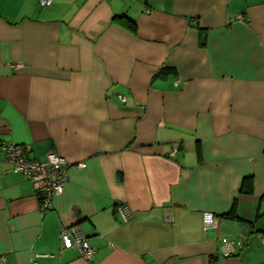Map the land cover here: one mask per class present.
I'll return each mask as SVG.
<instances>
[{"label": "crops", "instance_id": "obj_1", "mask_svg": "<svg viewBox=\"0 0 264 264\" xmlns=\"http://www.w3.org/2000/svg\"><path fill=\"white\" fill-rule=\"evenodd\" d=\"M0 141L86 164L42 210L0 150V264H264V0H0Z\"/></svg>", "mask_w": 264, "mask_h": 264}, {"label": "built area", "instance_id": "obj_2", "mask_svg": "<svg viewBox=\"0 0 264 264\" xmlns=\"http://www.w3.org/2000/svg\"><path fill=\"white\" fill-rule=\"evenodd\" d=\"M51 0H40L43 5L50 4ZM15 67H22V63L14 64ZM124 99L123 96H120ZM0 150L3 153L4 160L10 165L11 170L20 173L32 180L37 187V196L42 210L51 207L53 197L63 192L64 186L69 179L71 168H84V162L75 164L67 162L58 153L50 151L44 159H35L30 157L24 150V147L13 141H0ZM177 150V144H173L171 154ZM124 220L131 217V211L127 206L120 207ZM213 214L206 212L203 216L205 228L214 223ZM60 241L64 248H76L80 255L90 261L95 253L87 236L76 226L63 228L60 232ZM232 245V242L226 246Z\"/></svg>", "mask_w": 264, "mask_h": 264}, {"label": "trees", "instance_id": "obj_3", "mask_svg": "<svg viewBox=\"0 0 264 264\" xmlns=\"http://www.w3.org/2000/svg\"><path fill=\"white\" fill-rule=\"evenodd\" d=\"M116 19H123V20H120L122 21V23L124 25H126L127 27L129 28H132L134 29V21L133 20H130L129 17L125 14L123 15H116L114 16ZM166 72V69L162 68L159 72H158V75H164ZM199 151V150H198ZM4 157V156H3ZM122 207V205L120 206ZM223 216H226V217H238L235 213H234V210L232 209L231 211L227 212V213H223L222 214ZM239 218V217H238Z\"/></svg>", "mask_w": 264, "mask_h": 264}]
</instances>
